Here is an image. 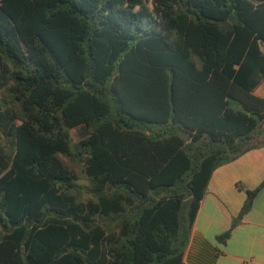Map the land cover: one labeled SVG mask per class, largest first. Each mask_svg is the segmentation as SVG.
Wrapping results in <instances>:
<instances>
[{"label":"trees","instance_id":"16d2710c","mask_svg":"<svg viewBox=\"0 0 264 264\" xmlns=\"http://www.w3.org/2000/svg\"><path fill=\"white\" fill-rule=\"evenodd\" d=\"M263 80L264 0H0V264H186Z\"/></svg>","mask_w":264,"mask_h":264},{"label":"crops","instance_id":"0c3cea01","mask_svg":"<svg viewBox=\"0 0 264 264\" xmlns=\"http://www.w3.org/2000/svg\"><path fill=\"white\" fill-rule=\"evenodd\" d=\"M263 86L264 80L254 93ZM263 183L264 147L213 173L193 227L186 264H264V187L226 242L219 240L240 215L248 192Z\"/></svg>","mask_w":264,"mask_h":264},{"label":"rangeland","instance_id":"374dc122","mask_svg":"<svg viewBox=\"0 0 264 264\" xmlns=\"http://www.w3.org/2000/svg\"><path fill=\"white\" fill-rule=\"evenodd\" d=\"M256 95H264V86L256 92Z\"/></svg>","mask_w":264,"mask_h":264}]
</instances>
